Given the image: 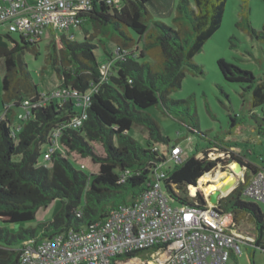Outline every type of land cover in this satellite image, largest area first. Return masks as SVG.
I'll list each match as a JSON object with an SVG mask.
<instances>
[{
	"label": "trees",
	"instance_id": "obj_1",
	"mask_svg": "<svg viewBox=\"0 0 264 264\" xmlns=\"http://www.w3.org/2000/svg\"><path fill=\"white\" fill-rule=\"evenodd\" d=\"M121 1L119 7L102 2L92 11L79 15L78 27L85 33L89 31L84 25L90 22L97 35L116 43V56L109 55L106 59L112 62L115 74L106 81L101 82V61L96 54L99 44L87 35L78 41L62 33L57 43L48 45L47 61L56 72L60 86L82 93L91 91L88 118L79 129L70 124L78 112L73 100L51 99L33 107L41 100L42 93L21 53L25 49L37 53L39 42H27L20 34L21 46L12 33L0 32V59L5 64L0 110V222L32 221L39 208L47 207L55 199L62 203L53 220L35 227H21L11 233L0 226V264H20L22 247L29 240L52 238L69 229L103 221L111 209L141 197L154 175L163 171L162 165L169 160L156 143L168 151L181 146L161 133L147 111L150 107H162L163 112L182 118L190 132L206 137L199 130L192 102L172 99L170 94L182 87L187 73H204L194 57L221 27L227 0H179L173 25L153 18L150 6L162 7L158 0ZM246 7L245 2L241 12L244 17L237 25L246 28L255 39L264 40V24L261 30L252 28ZM217 66L227 82L247 84L252 108L264 104L263 80L258 81L251 71L224 58L217 60ZM25 100H29L35 117L28 119L17 134L12 125L16 108ZM252 116L258 118L255 113ZM261 120L263 123L257 122L255 128L264 137V118ZM134 124L148 130L145 144L129 134ZM56 130L61 134L65 153L56 151L50 166L40 165L38 160L45 151L42 147L51 144V134ZM94 144L101 146L102 153L96 151ZM214 146L220 147L221 152L231 151L218 142H211L209 147ZM72 152L97 165L96 173L76 168L70 158ZM199 152L204 157L197 158ZM235 158L245 159L231 151L228 158L211 160L207 149L204 152L197 149L179 164L171 160L174 168L166 170L164 189L179 206H205L204 196L198 192L192 198L188 186L191 185L189 190L197 186L202 176L219 165L227 168ZM245 165L249 173L259 168L251 162ZM248 176L220 200L218 210L231 213L238 225L242 221L252 222L256 237L253 245L264 250V211L243 196ZM77 211L82 212L81 217Z\"/></svg>",
	"mask_w": 264,
	"mask_h": 264
},
{
	"label": "built area",
	"instance_id": "obj_2",
	"mask_svg": "<svg viewBox=\"0 0 264 264\" xmlns=\"http://www.w3.org/2000/svg\"><path fill=\"white\" fill-rule=\"evenodd\" d=\"M102 2L116 7L122 3L121 0H0V27L24 35L27 42H40L45 34L54 31L69 33L78 27L82 12L92 11ZM99 69L102 81H106L111 74V62H101ZM91 97V91L82 93L58 85L50 93H42L33 107L51 99L73 100L78 112L70 124L79 129L88 118ZM23 103L27 111L17 117L24 122L30 115L35 116L29 100ZM14 132L17 133V126ZM60 135L57 130L52 132L44 159L50 160L55 151H60ZM218 150L217 146L207 149L208 158L216 160L214 152ZM169 152L175 162L181 160L185 150L174 146ZM231 166L230 162L227 173ZM246 174L249 176L243 196L264 204V164L255 173L245 170L239 174L242 183ZM166 178L164 171L155 174L137 201L111 209L103 221L69 229L52 238L27 241L22 247L20 264H233L231 259L241 253L242 244L255 243V235L244 233L231 213L214 211L217 208L209 201V195H203L205 206H174L164 189ZM190 196L198 195L196 192ZM81 215L77 211V216Z\"/></svg>",
	"mask_w": 264,
	"mask_h": 264
},
{
	"label": "rangeland",
	"instance_id": "obj_3",
	"mask_svg": "<svg viewBox=\"0 0 264 264\" xmlns=\"http://www.w3.org/2000/svg\"><path fill=\"white\" fill-rule=\"evenodd\" d=\"M178 1L158 0V3L162 4V7L155 8L150 6L153 18L173 25V17L176 13ZM245 2L246 8L249 9L248 20L251 27L256 30L262 29L264 24L263 0H227L221 27L207 40L203 49L194 57L195 63L203 67L204 73L197 75L187 73L182 87L170 94V98L172 99H185L192 102L193 114L196 115L199 130L201 133H205L206 137L201 138L197 133L190 132L188 125L182 118H177L163 112L162 107L154 106L147 109L158 124L161 133L169 137L171 142H179L185 150L181 160L177 159L174 164L181 163L189 154H192L197 149L204 152L206 149L211 148L209 147L211 142H218L224 148L228 146L231 151L241 154L246 160L254 164H260V157L264 156V142H257L256 140L259 137L253 131V128L258 123H263L261 119L264 118V104L260 107L252 108L251 90L246 89L247 84L227 82L217 66V60L224 58L242 69L251 71L258 81H264V40L255 39L246 28L237 25L244 17L241 15V12L243 11L242 5ZM84 28L89 32L85 33L80 27H75L71 29L70 34H65L69 36L73 35L71 39L78 41H81L84 35H87L94 43L99 44L96 54L98 60L101 62H106L109 55L116 56V43L113 40L101 34L97 35L90 22L86 23ZM0 32L6 34L5 28L0 27ZM62 33L64 32L54 31L49 35L45 34L38 44L37 53L30 49H25L21 53V58L27 64L33 82L37 85L38 91L43 94L50 93V91L60 85V80L50 63H48L47 56L49 52L48 45L58 40ZM12 36L21 46L23 45L20 40V33H12ZM4 74V60L0 59V110L3 109L2 82ZM111 74H115L112 71V62ZM101 82H103L102 79ZM96 89L97 87L93 90ZM23 105L24 103L21 107L16 108V115L12 125L13 127L17 126V134L22 130L28 119L32 118L30 115L23 122L17 117L19 113L27 111L23 108ZM253 113L258 118L252 116ZM129 134L142 144H145L149 135L148 130L138 124L132 126ZM58 141L61 145L60 152L65 153V146L61 142V135L58 136ZM156 144L160 151L166 155V158L169 159L162 165L163 171L166 174V170H172L174 164L171 161L170 152L167 148L160 143ZM94 147L97 152L102 153L103 149L99 144H94ZM45 149L46 146L44 145L42 150L44 151ZM221 151L219 147V150L214 152L215 156L228 158L231 153V151L226 153ZM220 153H223V155H220ZM196 157L202 158L204 154L199 152ZM70 158L76 168L83 169L87 173H96L98 170L97 165L93 164L89 159L82 158L76 152H72ZM50 161L44 159L43 155L38 160L40 165L45 166H50ZM218 171L227 173L226 168H220L219 166L211 175L214 176ZM166 176L168 177V175ZM241 181L239 179L238 183H242ZM188 192L191 193L189 190ZM198 192L205 196L202 190H198ZM244 199L249 203L257 204L264 211L263 203L259 201L255 202L247 197H244ZM173 205L177 204L173 203ZM61 207V200L55 199L47 207L39 208L35 219L32 221L18 224L1 221L0 226L8 228L11 233L17 232L21 227H35L40 223L53 220ZM240 229L244 233L255 235L254 225L250 221H242ZM231 262L233 264H264V250L253 244H242L241 253L234 256Z\"/></svg>",
	"mask_w": 264,
	"mask_h": 264
},
{
	"label": "water",
	"instance_id": "obj_4",
	"mask_svg": "<svg viewBox=\"0 0 264 264\" xmlns=\"http://www.w3.org/2000/svg\"><path fill=\"white\" fill-rule=\"evenodd\" d=\"M231 164L235 165V168L229 167L230 170V175L234 176V179H232V181L224 183L221 187H219L218 189H215L210 195H209V201L216 206L217 209L220 200L226 196L231 190L232 188L236 185V183L239 180V174L243 173L245 170H247V166L245 165L244 161L235 158L234 160L230 161ZM253 175V174H252ZM191 185L188 186V190L189 187ZM194 186V185H193ZM190 191V190H189ZM217 209H214L215 212H220ZM222 213V212H220Z\"/></svg>",
	"mask_w": 264,
	"mask_h": 264
},
{
	"label": "bare ground",
	"instance_id": "obj_5",
	"mask_svg": "<svg viewBox=\"0 0 264 264\" xmlns=\"http://www.w3.org/2000/svg\"><path fill=\"white\" fill-rule=\"evenodd\" d=\"M232 168L236 166L231 164ZM212 173H208L199 179V184L197 186H192L190 188L191 194H195L198 190H202L205 195H210L215 189L221 187L224 183L232 181L234 179L233 175H230L223 171H218L214 176Z\"/></svg>",
	"mask_w": 264,
	"mask_h": 264
},
{
	"label": "crops",
	"instance_id": "obj_6",
	"mask_svg": "<svg viewBox=\"0 0 264 264\" xmlns=\"http://www.w3.org/2000/svg\"><path fill=\"white\" fill-rule=\"evenodd\" d=\"M253 131L256 132V134L258 135L257 137H259V138L261 139V140H260V139L258 138L259 140L257 139L256 141H257V142H264V137L258 134V132H257V130H256L255 127L253 128ZM262 140H263V141H262ZM262 159H263V160H262ZM244 162L247 163V162H250V161H249V160H246V158H245V159H244ZM263 164H264V156H263V157H260V164H256V165L261 166V165H263Z\"/></svg>",
	"mask_w": 264,
	"mask_h": 264
}]
</instances>
